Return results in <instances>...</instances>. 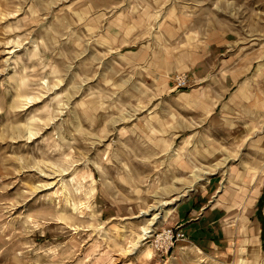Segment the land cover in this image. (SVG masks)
Here are the masks:
<instances>
[{"label":"rangeland","instance_id":"obj_1","mask_svg":"<svg viewBox=\"0 0 264 264\" xmlns=\"http://www.w3.org/2000/svg\"><path fill=\"white\" fill-rule=\"evenodd\" d=\"M0 264H264V0H0Z\"/></svg>","mask_w":264,"mask_h":264},{"label":"crops","instance_id":"obj_2","mask_svg":"<svg viewBox=\"0 0 264 264\" xmlns=\"http://www.w3.org/2000/svg\"><path fill=\"white\" fill-rule=\"evenodd\" d=\"M211 45H213V43H211ZM211 45L207 46V48H206L208 54H207V58H205V60H202V61H199V62H198V60H200V59L196 58V60H193L194 55L190 56L188 58V60H187V66L189 67L191 65V67H189V68L191 69V71L193 70L192 75H191L190 83H193V85L197 84L196 85L197 87H194V89L192 90L193 92L191 91L192 93H195V94L196 93H201V92H203L202 88L204 89V93L205 94H207L208 91H210L209 87H208L209 85H207V84L210 83L209 79L211 77H214L215 70L213 71L214 63H212L213 64L212 65L209 61L213 60V54L215 53V55H216V53H217V51L215 50L214 45L212 47H211ZM167 67H168L167 72H170V67L169 66H167ZM183 67H185V66H183ZM159 70L162 71L163 73H167L165 69L163 70L162 68H160ZM207 82H209V83H207ZM190 83H189V85H190ZM207 99L213 100L214 99L213 95H210V94L208 95L207 94ZM198 205L199 204L196 203V205L194 204L193 206L188 205V204L180 206L179 213H178V216H179L178 219L179 220L180 219L184 220V219H186L185 217L189 216L190 214H194V212H199L198 209H197ZM203 207H204V205H203ZM203 207H201V209H203ZM208 209H209L208 207H204V209L202 210L203 212H201L200 215H203L204 214V210L206 211ZM200 218H202V217L194 218V220H188V218H187L185 220V222L184 221L179 222V220H178L177 222H179V223H177V225H175V226H180L187 233L188 230H189V227L191 225H193V224L195 225L197 223H200L198 221ZM192 219H193V217H192ZM195 221H198V222H195ZM190 222H192V223H190ZM187 223H190V224H187Z\"/></svg>","mask_w":264,"mask_h":264},{"label":"built area","instance_id":"obj_3","mask_svg":"<svg viewBox=\"0 0 264 264\" xmlns=\"http://www.w3.org/2000/svg\"><path fill=\"white\" fill-rule=\"evenodd\" d=\"M177 88H185L190 83V77L187 72L177 74L174 77ZM189 236L180 226H169L164 228L155 240V248L161 252L168 254L175 246L182 241H187Z\"/></svg>","mask_w":264,"mask_h":264},{"label":"bare ground","instance_id":"obj_4","mask_svg":"<svg viewBox=\"0 0 264 264\" xmlns=\"http://www.w3.org/2000/svg\"><path fill=\"white\" fill-rule=\"evenodd\" d=\"M175 208V207H174ZM152 230H150V229H148V230H146L145 231V233H149V232H151Z\"/></svg>","mask_w":264,"mask_h":264}]
</instances>
